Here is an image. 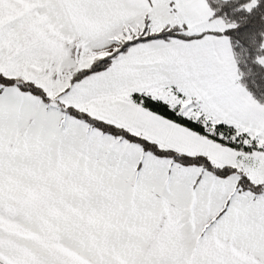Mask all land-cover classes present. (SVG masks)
I'll return each mask as SVG.
<instances>
[{
  "label": "snow or ice",
  "instance_id": "snow-or-ice-1",
  "mask_svg": "<svg viewBox=\"0 0 264 264\" xmlns=\"http://www.w3.org/2000/svg\"><path fill=\"white\" fill-rule=\"evenodd\" d=\"M0 264H264V0H0Z\"/></svg>",
  "mask_w": 264,
  "mask_h": 264
}]
</instances>
